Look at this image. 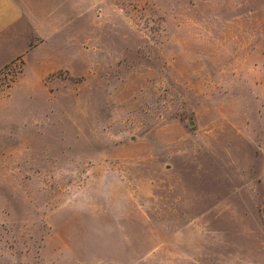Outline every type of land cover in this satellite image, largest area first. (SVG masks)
<instances>
[{
  "label": "rangeland",
  "instance_id": "374dc122",
  "mask_svg": "<svg viewBox=\"0 0 264 264\" xmlns=\"http://www.w3.org/2000/svg\"><path fill=\"white\" fill-rule=\"evenodd\" d=\"M25 3L0 264H264V0Z\"/></svg>",
  "mask_w": 264,
  "mask_h": 264
},
{
  "label": "crops",
  "instance_id": "0c3cea01",
  "mask_svg": "<svg viewBox=\"0 0 264 264\" xmlns=\"http://www.w3.org/2000/svg\"><path fill=\"white\" fill-rule=\"evenodd\" d=\"M30 0H0V71L31 52L30 42L37 36L35 17L26 8Z\"/></svg>",
  "mask_w": 264,
  "mask_h": 264
}]
</instances>
